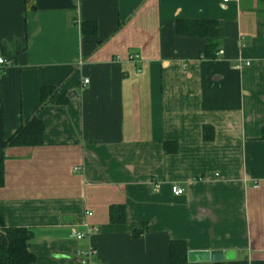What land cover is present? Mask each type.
I'll list each match as a JSON object with an SVG mask.
<instances>
[{"label": "crops", "instance_id": "crops-1", "mask_svg": "<svg viewBox=\"0 0 264 264\" xmlns=\"http://www.w3.org/2000/svg\"><path fill=\"white\" fill-rule=\"evenodd\" d=\"M181 19L218 21L220 55ZM0 59L5 138L36 115L45 126L41 145L5 150L0 186L32 264H264L260 0H0Z\"/></svg>", "mask_w": 264, "mask_h": 264}, {"label": "trees", "instance_id": "trees-1", "mask_svg": "<svg viewBox=\"0 0 264 264\" xmlns=\"http://www.w3.org/2000/svg\"><path fill=\"white\" fill-rule=\"evenodd\" d=\"M264 5V0H260ZM177 32L191 36H202L206 39V45L203 52V57L217 58L220 55L221 42L219 38V27L220 24L216 20H183L177 21ZM84 33H95L96 24L84 22L82 24ZM58 87H43L41 90L42 106L46 105L54 96L58 93ZM70 100L69 95L61 94L57 102L59 104H67ZM45 132V126L41 119H38L37 115L26 121L19 130L12 135L11 138H5V127H4V113L3 106L0 104V186L4 182L5 170L4 162L6 156H4L5 150L12 145L21 146H39L43 141ZM262 138L264 139V128L262 129ZM111 210V223H123L126 221V210L123 205H114L110 208ZM149 228V225L143 223V225L136 228L132 236L140 237ZM33 232L29 228L25 227H9L5 223V218L0 213V264H32L36 256L31 252V239ZM176 241L171 245V261L177 262L174 257L176 252L179 255H185L186 251L180 244L177 247ZM182 247V248H180ZM181 261H184L181 260Z\"/></svg>", "mask_w": 264, "mask_h": 264}, {"label": "built area", "instance_id": "built-area-1", "mask_svg": "<svg viewBox=\"0 0 264 264\" xmlns=\"http://www.w3.org/2000/svg\"><path fill=\"white\" fill-rule=\"evenodd\" d=\"M223 2H228L229 0H222ZM139 56H135V59H137ZM3 63H5V60L4 59H0V64H3ZM249 64V63H248ZM85 83H88V79H85V81H84ZM200 180H202L201 178H199ZM159 186V183L158 182H156V185H155V188H157ZM184 192H185V190L182 188V187H180L179 185H177V184H174L173 186H172V193L173 194H175V195H177V196H180V195H183L184 194ZM76 237L77 238H82V237H84V234H81V233H76Z\"/></svg>", "mask_w": 264, "mask_h": 264}, {"label": "water", "instance_id": "water-1", "mask_svg": "<svg viewBox=\"0 0 264 264\" xmlns=\"http://www.w3.org/2000/svg\"><path fill=\"white\" fill-rule=\"evenodd\" d=\"M230 253H227L225 257H228ZM202 256L206 260H211V261H217V260H222L224 257V254L221 250H216L215 252H203Z\"/></svg>", "mask_w": 264, "mask_h": 264}]
</instances>
